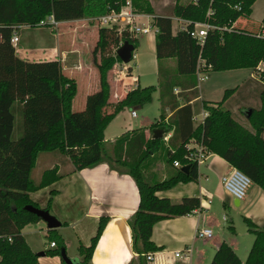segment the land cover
Listing matches in <instances>:
<instances>
[{
	"label": "trees",
	"instance_id": "16d2710c",
	"mask_svg": "<svg viewBox=\"0 0 264 264\" xmlns=\"http://www.w3.org/2000/svg\"><path fill=\"white\" fill-rule=\"evenodd\" d=\"M122 1L0 0V264H38V253L26 243L22 228L28 222L41 219L25 207H38L30 199V192L51 184L62 175L57 167H53L44 170L37 181L32 178V171L41 152L69 154L67 140L75 136L87 145L85 153L91 156L76 169L106 163L111 170L128 174L137 186L138 206L128 219L132 250L136 257L129 264H147V254L159 249L151 238L156 222L190 214L201 207V201L196 196L173 201L156 195L157 191L179 182L197 180V163H191L187 173L173 165L175 160L185 163L184 156L188 153L187 144L190 141L201 142L208 152L218 154L264 192V72L255 68V63L251 64L262 82L250 89L257 103L242 109H251L246 119L248 125L238 122L229 109L221 106V102L233 90L240 95L243 88L251 84V79L227 88L220 102L201 101L207 115L197 125L193 123L194 111L190 103L198 97L196 68L199 60H203L200 69H229L233 66L232 39L235 34L255 36L264 30V16L258 31L251 32L245 26L249 22L254 0L176 3L174 14L188 22L175 32L170 16L155 14L161 113L159 121L151 124L150 129L161 127L165 135L171 132L167 141L164 137L153 139L146 136L144 128L127 131L110 143L104 140V129L118 111L148 103L152 90L156 89L154 84H137L113 103L110 112L105 109L110 105L112 92L110 71L114 62L120 60L115 50L124 40L133 44L136 42V36L127 28L119 31L114 26H99L97 29L93 52L99 70V89L87 99V118L72 109L76 81L63 72L59 59H25L16 53L10 41L12 33L21 24L36 25L49 14L58 21L100 15L119 10ZM133 4L135 7L136 0ZM147 11L153 12L150 8ZM196 21H205L210 25L203 43L189 32ZM256 37L264 42V37ZM96 54L99 55L98 60ZM168 57L175 58V67L163 68L161 62ZM260 58L264 60V51ZM174 86L182 90L181 105L174 95ZM166 107L172 110L167 121L164 120ZM17 114L20 116L18 123ZM155 155L168 167L165 178L161 180L150 170L155 164ZM54 192L51 190L44 207L48 211ZM244 220L254 235L244 264H264V227L245 216ZM108 221V215H101L89 246L80 247L83 254L81 264L91 258ZM229 229L235 233L232 226ZM47 236L56 248L45 250L44 255L59 256L65 249L64 239L56 229H48ZM239 263L232 246L222 241L208 264Z\"/></svg>",
	"mask_w": 264,
	"mask_h": 264
},
{
	"label": "crops",
	"instance_id": "0c3cea01",
	"mask_svg": "<svg viewBox=\"0 0 264 264\" xmlns=\"http://www.w3.org/2000/svg\"><path fill=\"white\" fill-rule=\"evenodd\" d=\"M187 2L194 1L188 0ZM138 12L140 15L137 19L143 16L146 18L151 16L153 24L155 14L170 16L172 18L173 32L180 28H184L188 22L186 19L176 16L174 12ZM250 14L252 15V13ZM89 17L90 16H84L59 21L55 26L57 28V26L61 25V28L57 29L53 41L40 39L37 40L36 43H30L25 39L21 30L18 33L17 29L20 25L15 30L18 35L15 51L19 56L29 60L57 58L62 64L63 72L67 76L75 79L77 90L72 101V109L83 118H87L86 109L89 95L98 90V85H95L96 79L92 76V78L88 80L89 86L84 88L83 97L81 98L80 96V100L78 99L76 105L74 104L77 96H79L78 90L80 84H78V80L83 81L84 76H89L93 70V68L91 70V66H95L93 48L98 37V26L88 22L87 18ZM152 23L147 21L146 23L141 24H150L151 29L148 32L153 31L155 34L157 27L155 24L153 26ZM21 25L30 24L25 23ZM249 51L250 53L247 54L249 57L248 60L241 61V63L233 62L232 66V68L247 65L251 66L249 74L241 79V83H237V86H239L244 84L247 79H251V84L243 88L240 96V101L243 103L247 102V105L257 103V100L254 99L255 96L251 94L250 89L259 81L262 82V80L259 79V73L255 71L251 64L255 63V68L264 72V60L260 58L264 48H262L261 51L257 49H250ZM86 53H88L90 60L85 61L88 56H85ZM250 59L252 60L251 63L249 62ZM155 61L157 64V78L160 79L156 53ZM161 64L163 68L175 67V58L168 57L163 59ZM129 68L126 76L123 77V75H120L116 80V84L112 90L114 91V98L112 99L113 103L121 99L128 89L138 84L136 82L139 81V78L132 73V67ZM129 76L132 77L130 78ZM207 78L208 75L206 74V77L197 79L199 81ZM198 86L199 83L197 82V90ZM156 87H158V83ZM174 87H177L180 90L179 92L173 90V92L174 95L177 96V100L181 105L183 103L182 97L180 96L182 90L179 86ZM235 94H237L236 91ZM197 100L203 101L201 94H199V90L198 97L190 101L191 105ZM113 103L110 101V104ZM110 111L111 110L107 112ZM131 112V116L136 117V115L133 116ZM164 113L166 116L164 120L167 121V118L172 114V110L169 107H166ZM114 118H116V115L112 120H114ZM16 120L17 123L20 121V116L18 114ZM106 128L104 133L106 132ZM137 128H144L146 136H150L152 131L150 127L147 129L145 126H135L130 123L122 128L125 130L121 134H116V136L109 138L104 136V140L112 142L123 133ZM168 133L171 135V132ZM67 145L69 147L68 149H70L69 154L60 155L56 153V155L51 154L54 152H50L47 155H44L41 159L38 155L36 163L39 159L41 163L48 165L49 168L46 169L57 167L58 173L62 176L51 184L30 192V199L36 203L38 207L44 208L47 206L51 190L55 191L52 196L51 206H55L56 215H58V219L61 222V225L55 229L58 232L61 226H65L63 223L71 224V228L75 231L74 241L79 244V255H76V258L81 262L83 261V254L80 252V247L89 246L91 238L97 230L100 216L108 215L109 221L106 224L103 234L98 240L91 258L83 262V264H129V262L136 257V253L132 250L131 231L128 225V219L136 210L139 202V193L134 180L126 173H118L115 170H111L106 163H99L92 167L76 169L78 165L91 157L88 155V152L85 153L87 145H85L84 142H79L76 136L67 140ZM230 168H232V166L226 160L218 154L209 152L206 159L198 165L197 180L186 183L179 182L170 188L156 192L157 196L167 197L173 201H179L182 197L186 196H196L200 199L202 208L193 211L190 214L163 219L154 224L151 238L159 249L151 252L153 258L152 260L147 261V264H207L208 260L204 258V253L198 250L197 246L195 247L196 242L201 240L195 238V232L199 228H212L215 224L214 219L208 215L210 207L208 201L215 198L221 203V206L226 208L236 206L244 216L249 218L253 223L258 226L261 224L264 225L263 190L258 185L251 182L245 198L242 200H236V198L232 197L225 191L221 181L222 176L227 174ZM43 171L37 173L36 177L32 178L38 181ZM67 171L74 172L69 176L64 177L63 174ZM82 172H85L87 176L84 180L81 178ZM78 206L80 207V212L77 214L76 211ZM222 218L223 220H226L224 215ZM59 234L65 239L61 233ZM68 241V239L66 241L64 240L65 248ZM207 241L211 242L214 250H216L219 244L226 240L214 237L212 234V237L201 240L202 243H206ZM226 242L232 246L234 251L236 250L233 237L230 236ZM186 247L192 248L191 257L188 263L182 262L174 257L175 251H180ZM54 258L59 260L58 256ZM39 260L40 258L38 256V263ZM57 262L62 264L61 261Z\"/></svg>",
	"mask_w": 264,
	"mask_h": 264
},
{
	"label": "rangeland",
	"instance_id": "374dc122",
	"mask_svg": "<svg viewBox=\"0 0 264 264\" xmlns=\"http://www.w3.org/2000/svg\"><path fill=\"white\" fill-rule=\"evenodd\" d=\"M188 0H136L135 9L141 12H149L147 8L153 10L152 13H171L173 12V6L176 3H184ZM252 15L250 14L248 18V24H246V28L251 30V32L258 31L259 23L261 22L264 16V0H255L252 4ZM150 21L152 23L151 16L146 18L145 16L137 19V23H146ZM154 26V24L152 23ZM58 28H61V25L56 26L54 24H36V25H20L17 31L18 33H23V36L30 43H36L37 40L47 39L53 41L55 38V34ZM62 31V29H61ZM136 43L133 49V53L135 54L133 58L130 59L129 62H122L120 60H116L114 62L113 68L110 71V82L112 84V90L114 85L116 84L117 78L120 75L126 76L128 73V66L132 67V73L139 78V81L136 82L140 86L154 84L157 85L159 78H157L156 72V61H155V34L153 31L148 33H138L136 34ZM233 47H232V55L234 56L233 62L241 63V61L248 60V53H250V49H257L259 51L264 48V42L260 40L258 37L253 35L246 34H235L233 37ZM20 48V46H19ZM86 53L85 56H87ZM96 59H99V55L96 54ZM87 60H90L89 55L87 56ZM250 59V63H251ZM94 65L91 66L90 75L84 76V80H78V84H80V88L78 90L77 99L75 101V105L77 100H80L84 95V88L89 86L88 80L90 78L95 77L96 82L95 85H98L99 89V70L94 60ZM251 66H240V67H231L229 69L222 70H208L206 74L208 75L207 79L199 80V94H201L203 100L208 101L210 103H217L224 99V92L227 88H233L237 86V83H241V79L246 77L250 72ZM122 77V76H121ZM130 78L132 76H129ZM92 81V80H91ZM198 92V91H197ZM241 94H235L233 90L231 94L228 96L226 100H223L222 107L230 109L233 117L243 125H248L246 122L245 116L242 113V109L247 107V102H242ZM79 97V98H78ZM114 91H112L110 101L113 103ZM183 102V100H182ZM254 103H251L253 105ZM250 105V104H248ZM194 115H193V123L197 125L200 123V115L202 111V102L197 100L192 105ZM107 111L113 109V104L108 105L105 108ZM131 110H135L136 117H132L130 112ZM161 113L160 109V101H159V90L158 87L152 90L151 92V100L142 105L133 108H122L117 112L116 118L111 120L107 124L106 132L104 136L107 138L114 137L116 134H121L125 129H122L124 126L129 125L130 123L135 126H145L147 129L150 127L151 123L159 121V116ZM105 131V129H104ZM110 143V142H108ZM50 152H42L39 154V158L41 159L44 155H47ZM56 154V152L51 153ZM57 155V154H56ZM155 164L150 168V170L157 174V177L161 180L165 178L166 169L168 168L165 163L160 159L159 156L155 155ZM46 168H49L45 163H41L38 159L35 168L32 171V177H36L37 173L42 172ZM85 168V167H84ZM74 171H67L63 174L64 177L69 176ZM117 172V171H116ZM81 178L84 180L87 178L85 172H82ZM251 185V184H250ZM249 185V186H250ZM248 186V188H249ZM247 188V189H248ZM247 192V190H246ZM245 198V197H244ZM210 207L208 215L214 219L215 224L212 226L213 236L217 238H221L223 240H228L231 236L235 240V252L240 259L239 264H244L245 259L247 257L248 251L253 243L254 235L248 230L246 222L244 220V214L240 211V209L236 206H232L230 208H226L221 206V203L215 199L208 201ZM80 212V207L78 206L76 213ZM49 213L54 215L57 219L59 218L56 215L55 206H49ZM223 215L226 217V220H223ZM59 220V219H58ZM60 221V220H59ZM65 226H61L59 233L64 236V240L67 239L68 244L65 248L67 255L70 258L77 259L76 255L78 253V243L75 242V231L71 228V224L63 223ZM232 226L234 228L235 233H231L229 227ZM261 227L264 225L261 224ZM22 234L24 238H26V243L31 248L32 251L39 253L44 252L48 249H55L56 246H50V239L48 238V229L46 223L43 220L31 221L28 222L22 228ZM210 241V240H209ZM207 241L206 243H202L201 240L197 241L195 247L197 246L198 250L204 253V258L208 260L209 263L212 259L215 250L211 242ZM55 255H44L39 256L40 260L38 264H59L57 261H63L58 256L59 260H56ZM207 263V264H208ZM194 264V263H193Z\"/></svg>",
	"mask_w": 264,
	"mask_h": 264
},
{
	"label": "built area",
	"instance_id": "2783aa9c",
	"mask_svg": "<svg viewBox=\"0 0 264 264\" xmlns=\"http://www.w3.org/2000/svg\"><path fill=\"white\" fill-rule=\"evenodd\" d=\"M194 2L196 0H193ZM237 6V4H236ZM211 10H208V13H210ZM140 13L135 9L133 0H123L121 3V6L119 10H111L107 13H103L100 15H93L87 18L88 22L93 23L94 25L99 26H114L116 27L119 31L122 28H127L129 32H132L134 35L140 32H148L151 29L150 24H138L136 23V19ZM58 20H55L52 14L47 15L45 18L39 20L36 24H58ZM210 25L205 22V21H196L193 24V28L189 31L190 34L198 39L200 43H203L204 36L207 32V28ZM256 36H261L264 37V30H261L255 34ZM18 40V35L16 31H14L10 37L11 43L14 45V47L17 44ZM122 42H120L121 44ZM134 53L132 51L131 58L134 57ZM203 60H199L196 68V75L198 79H202L206 77V72L207 70L205 69H200L199 66L202 64ZM173 90L175 92H179V88L174 87ZM132 115L135 116L136 112L132 110ZM207 115V112L202 109L201 111V117H200V123L203 121L204 117ZM170 137V133H167L164 137V140L167 141L168 138ZM187 150L188 153L184 156L185 158V163H181L178 160H175L173 162V165L177 168L183 167L185 165H190L191 163L195 162L197 165L202 163L207 155L208 151L205 148V146L198 141H190L187 144ZM223 188L225 191L231 195L232 197L242 200L244 199L246 195V190L248 186L251 184V180L243 174L241 171L238 169L232 167L230 168L229 172L225 175L222 176L221 178ZM200 207L199 209H201ZM198 210V209H196ZM195 210V211H196ZM212 229L211 228H199L195 232V238L198 239H206L212 237ZM50 246L54 247L55 243L53 241L50 242ZM192 253V248L191 247H186L182 250H178L174 252V257L178 258L182 262H189L190 257ZM147 260L150 261L152 260L153 256L152 253L147 254Z\"/></svg>",
	"mask_w": 264,
	"mask_h": 264
},
{
	"label": "water",
	"instance_id": "95a60500",
	"mask_svg": "<svg viewBox=\"0 0 264 264\" xmlns=\"http://www.w3.org/2000/svg\"><path fill=\"white\" fill-rule=\"evenodd\" d=\"M133 49H134V44L128 40H124L116 48L115 53L122 62L126 63L130 61ZM242 113L247 119L251 114V109H244ZM150 137L153 139H160L165 137L164 129L161 127H156L152 129ZM188 169H189L188 165L181 167V170L185 173L188 172ZM25 209L38 216L41 220H43L46 223L48 229H55L61 225V222L54 215L50 214L48 210L44 208L36 207L33 205H27ZM43 255H44L43 252L38 253V256H43ZM60 257L65 264H81V262L78 259L70 258L67 255L65 249L61 250Z\"/></svg>",
	"mask_w": 264,
	"mask_h": 264
}]
</instances>
